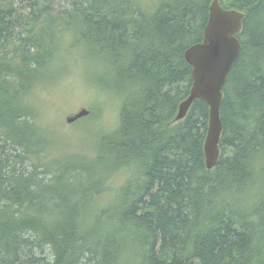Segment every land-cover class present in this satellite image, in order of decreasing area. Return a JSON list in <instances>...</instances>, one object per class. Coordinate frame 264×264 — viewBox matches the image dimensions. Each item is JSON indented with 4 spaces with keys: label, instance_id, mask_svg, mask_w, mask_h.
Here are the masks:
<instances>
[{
    "label": "trees",
    "instance_id": "1",
    "mask_svg": "<svg viewBox=\"0 0 264 264\" xmlns=\"http://www.w3.org/2000/svg\"><path fill=\"white\" fill-rule=\"evenodd\" d=\"M218 1L244 18L207 169L208 105L175 116L212 0H0V264H264V0ZM73 63L114 126L50 115Z\"/></svg>",
    "mask_w": 264,
    "mask_h": 264
},
{
    "label": "water",
    "instance_id": "2",
    "mask_svg": "<svg viewBox=\"0 0 264 264\" xmlns=\"http://www.w3.org/2000/svg\"><path fill=\"white\" fill-rule=\"evenodd\" d=\"M243 18V12L233 8L226 9L218 0H212L202 40L184 51L185 60L192 68V83L188 96L178 105L175 120L183 119L196 99L203 100L208 105V124L203 143L207 169L214 167L220 155L218 144L222 124L219 107L222 88L240 52V42L236 34L241 31ZM87 114L88 110L82 107L74 114L66 116L65 121L71 123Z\"/></svg>",
    "mask_w": 264,
    "mask_h": 264
},
{
    "label": "rangeland",
    "instance_id": "3",
    "mask_svg": "<svg viewBox=\"0 0 264 264\" xmlns=\"http://www.w3.org/2000/svg\"><path fill=\"white\" fill-rule=\"evenodd\" d=\"M71 66H73L72 69L63 74L64 77L56 87L54 86V90L50 94V103L52 104L50 115L56 119L60 117L63 122L66 116L77 112L81 107L91 108L95 105L97 97L101 104L104 103L102 105V123L107 127L114 126L117 123L118 115L115 108V97L111 93L85 85L84 76L87 78L93 75L88 70V64L81 63V65H74L73 63ZM96 104L98 103L96 102ZM57 128L58 130H56L60 131V133L73 134L76 137L79 134L69 124L63 123L62 126H58Z\"/></svg>",
    "mask_w": 264,
    "mask_h": 264
}]
</instances>
